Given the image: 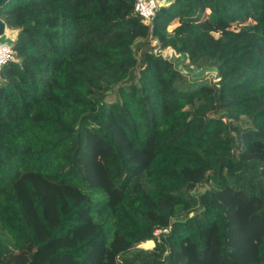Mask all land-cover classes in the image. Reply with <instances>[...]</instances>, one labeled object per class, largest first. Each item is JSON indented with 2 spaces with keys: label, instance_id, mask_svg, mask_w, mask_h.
<instances>
[{
  "label": "trees",
  "instance_id": "trees-1",
  "mask_svg": "<svg viewBox=\"0 0 264 264\" xmlns=\"http://www.w3.org/2000/svg\"><path fill=\"white\" fill-rule=\"evenodd\" d=\"M0 21V264H264V0L148 21L5 0Z\"/></svg>",
  "mask_w": 264,
  "mask_h": 264
},
{
  "label": "rangeland",
  "instance_id": "rangeland-1",
  "mask_svg": "<svg viewBox=\"0 0 264 264\" xmlns=\"http://www.w3.org/2000/svg\"><path fill=\"white\" fill-rule=\"evenodd\" d=\"M162 1L165 2L166 0H162ZM246 23H248V21ZM9 35L10 36H7L8 38H6V40L11 39L12 35L11 34H9ZM0 39L5 41L3 35H1ZM160 52L163 55L167 56L170 60H172L174 62V64L178 68H180V70L183 73H186L188 76H191V77L204 76V78H207V79H213V77H214L213 76L214 75L213 69H207V68L195 69V68L190 67V66H184L185 59H184V57L181 54H175L169 49H163ZM151 245H152L151 241L139 244V246H141L143 248H150Z\"/></svg>",
  "mask_w": 264,
  "mask_h": 264
},
{
  "label": "built area",
  "instance_id": "built-area-1",
  "mask_svg": "<svg viewBox=\"0 0 264 264\" xmlns=\"http://www.w3.org/2000/svg\"><path fill=\"white\" fill-rule=\"evenodd\" d=\"M158 0H134V11L143 20L148 21L156 8ZM12 58L8 42L0 40V66ZM157 231L154 232L156 234Z\"/></svg>",
  "mask_w": 264,
  "mask_h": 264
},
{
  "label": "water",
  "instance_id": "water-1",
  "mask_svg": "<svg viewBox=\"0 0 264 264\" xmlns=\"http://www.w3.org/2000/svg\"><path fill=\"white\" fill-rule=\"evenodd\" d=\"M5 0H0V5L4 2ZM4 28H3V23L0 21V37L3 34ZM228 124H230V121H228Z\"/></svg>",
  "mask_w": 264,
  "mask_h": 264
},
{
  "label": "crops",
  "instance_id": "crops-1",
  "mask_svg": "<svg viewBox=\"0 0 264 264\" xmlns=\"http://www.w3.org/2000/svg\"><path fill=\"white\" fill-rule=\"evenodd\" d=\"M3 36H4V39L6 40V38H8L7 36H10V35H8V34H6V33H4L3 32V34H2ZM9 40V39H8Z\"/></svg>",
  "mask_w": 264,
  "mask_h": 264
}]
</instances>
